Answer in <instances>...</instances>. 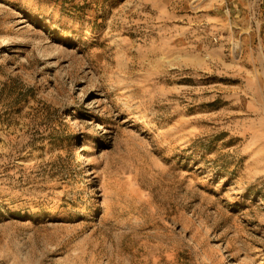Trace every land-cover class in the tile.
Instances as JSON below:
<instances>
[{"label":"rangeland","instance_id":"374dc122","mask_svg":"<svg viewBox=\"0 0 264 264\" xmlns=\"http://www.w3.org/2000/svg\"><path fill=\"white\" fill-rule=\"evenodd\" d=\"M0 264H264V0H0Z\"/></svg>","mask_w":264,"mask_h":264}]
</instances>
